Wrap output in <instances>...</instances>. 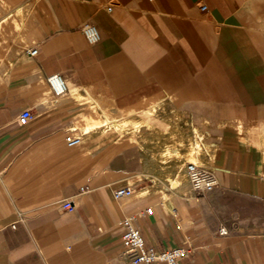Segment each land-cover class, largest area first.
I'll list each match as a JSON object with an SVG mask.
<instances>
[{"label":"crops","instance_id":"1","mask_svg":"<svg viewBox=\"0 0 264 264\" xmlns=\"http://www.w3.org/2000/svg\"><path fill=\"white\" fill-rule=\"evenodd\" d=\"M205 3L0 0V264H127L129 218L180 264H264V0ZM115 117L131 144L98 139Z\"/></svg>","mask_w":264,"mask_h":264},{"label":"built area","instance_id":"2","mask_svg":"<svg viewBox=\"0 0 264 264\" xmlns=\"http://www.w3.org/2000/svg\"><path fill=\"white\" fill-rule=\"evenodd\" d=\"M200 4L201 12L209 13V7L205 0H197ZM82 34L90 45H96L101 41V35L96 26L86 23L81 28ZM30 56H36L37 50H30ZM48 84L56 98H62L68 92L67 84L60 74H54L48 77ZM33 116L30 111H25L20 117L22 125L28 124ZM186 175L192 186V189L200 194H206L214 191L218 183L215 176L194 163H188L186 167ZM132 188H123L115 193V198L120 199L132 195ZM65 209L71 210L72 203H66ZM149 213H151L149 211ZM221 234H226V231L221 230ZM123 246L126 256L129 257L127 264H180L187 257V251L183 248H172L167 250H158L154 247H149L142 233L136 228L134 220L129 218L124 221Z\"/></svg>","mask_w":264,"mask_h":264},{"label":"rangeland","instance_id":"3","mask_svg":"<svg viewBox=\"0 0 264 264\" xmlns=\"http://www.w3.org/2000/svg\"><path fill=\"white\" fill-rule=\"evenodd\" d=\"M104 113L106 114V116L108 115L114 117L112 114L108 113L106 109H104ZM123 121L124 120H122L120 117L112 118L107 124H105V126L96 130V133L98 134V139H100V141H103L112 136L115 138L119 136L120 138L125 139L126 145L131 144L134 128L132 127V125H129L128 127L124 126ZM188 162L194 163L193 159H188ZM225 200H227L234 207L244 205L241 200L233 196H227Z\"/></svg>","mask_w":264,"mask_h":264},{"label":"bare ground","instance_id":"4","mask_svg":"<svg viewBox=\"0 0 264 264\" xmlns=\"http://www.w3.org/2000/svg\"><path fill=\"white\" fill-rule=\"evenodd\" d=\"M131 124H132V123H131L130 121H129V122L127 121V122H124V123H123V125H124V126H127V127H128L129 125H131ZM136 124H137V123H136ZM191 163H192V162H191ZM194 164H196V163H194ZM196 165H197V164H196Z\"/></svg>","mask_w":264,"mask_h":264}]
</instances>
